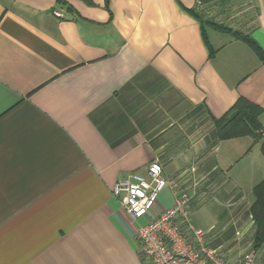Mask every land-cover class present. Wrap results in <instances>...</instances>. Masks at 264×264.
<instances>
[{
	"label": "crops",
	"instance_id": "crops-1",
	"mask_svg": "<svg viewBox=\"0 0 264 264\" xmlns=\"http://www.w3.org/2000/svg\"><path fill=\"white\" fill-rule=\"evenodd\" d=\"M215 23L264 50V0H0V264H145L138 225L179 192L227 261L264 264L261 143L215 122L245 98L264 133V62ZM153 160L167 185L134 221L113 188Z\"/></svg>",
	"mask_w": 264,
	"mask_h": 264
},
{
	"label": "built area",
	"instance_id": "built-area-1",
	"mask_svg": "<svg viewBox=\"0 0 264 264\" xmlns=\"http://www.w3.org/2000/svg\"><path fill=\"white\" fill-rule=\"evenodd\" d=\"M162 171L161 163L153 160L146 175L133 172L114 185L113 195L134 221L156 209L159 193L167 185ZM190 203L191 195L179 192L173 206L138 225L139 250L146 258L145 264H257L254 250L236 263L227 261L218 249L207 244L204 231L191 222Z\"/></svg>",
	"mask_w": 264,
	"mask_h": 264
},
{
	"label": "trees",
	"instance_id": "trees-1",
	"mask_svg": "<svg viewBox=\"0 0 264 264\" xmlns=\"http://www.w3.org/2000/svg\"><path fill=\"white\" fill-rule=\"evenodd\" d=\"M225 32L231 33L234 37L247 42L255 50L259 58L264 62V50L249 35L238 30L218 25ZM212 50V49H211ZM263 108L239 98L230 112L223 118L216 119L217 133L220 139H230L240 136H251L255 141L261 143V151L264 156V136L261 114ZM254 200L250 212L254 221L253 247L257 248L264 244V178L256 184L252 190Z\"/></svg>",
	"mask_w": 264,
	"mask_h": 264
},
{
	"label": "rangeland",
	"instance_id": "rangeland-1",
	"mask_svg": "<svg viewBox=\"0 0 264 264\" xmlns=\"http://www.w3.org/2000/svg\"><path fill=\"white\" fill-rule=\"evenodd\" d=\"M203 211L204 210H202L201 207L195 208L194 210H190L191 222L194 226L204 231V238H210L212 236H215L214 240H221L222 236L227 233V227H225L224 221L221 222L211 220L210 218H207L205 216ZM248 251H250V249Z\"/></svg>",
	"mask_w": 264,
	"mask_h": 264
}]
</instances>
